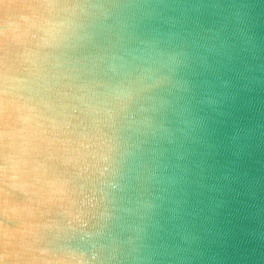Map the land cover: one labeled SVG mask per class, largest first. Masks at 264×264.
<instances>
[{
  "label": "water",
  "instance_id": "water-1",
  "mask_svg": "<svg viewBox=\"0 0 264 264\" xmlns=\"http://www.w3.org/2000/svg\"><path fill=\"white\" fill-rule=\"evenodd\" d=\"M0 36V264H264V0H11Z\"/></svg>",
  "mask_w": 264,
  "mask_h": 264
},
{
  "label": "bare ground",
  "instance_id": "bare-ground-1",
  "mask_svg": "<svg viewBox=\"0 0 264 264\" xmlns=\"http://www.w3.org/2000/svg\"><path fill=\"white\" fill-rule=\"evenodd\" d=\"M11 0H0V23L7 21ZM2 42V43H1ZM7 38L0 36V45L5 46Z\"/></svg>",
  "mask_w": 264,
  "mask_h": 264
}]
</instances>
